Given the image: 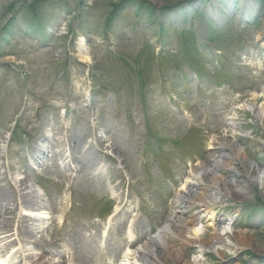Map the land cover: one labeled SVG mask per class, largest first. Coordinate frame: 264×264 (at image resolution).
Returning a JSON list of instances; mask_svg holds the SVG:
<instances>
[{
    "label": "rangeland",
    "instance_id": "1",
    "mask_svg": "<svg viewBox=\"0 0 264 264\" xmlns=\"http://www.w3.org/2000/svg\"><path fill=\"white\" fill-rule=\"evenodd\" d=\"M263 108L264 0H0V264H119L126 247L159 264H264ZM212 154L228 156L213 167L222 196L194 222L202 240L231 227L235 254L173 236ZM35 204L44 219L23 215Z\"/></svg>",
    "mask_w": 264,
    "mask_h": 264
},
{
    "label": "bare ground",
    "instance_id": "2",
    "mask_svg": "<svg viewBox=\"0 0 264 264\" xmlns=\"http://www.w3.org/2000/svg\"><path fill=\"white\" fill-rule=\"evenodd\" d=\"M79 58H81V62H84V63H87V62H90V59L88 57V54L86 52H83V51H80L79 53ZM252 97L254 98V95H252ZM264 114V108L262 109V111H260L259 115L263 116ZM227 143V142H226ZM226 147L228 149H231V150H234V149H237L233 143H227L226 144ZM225 157H228L226 154H222L221 156H216L215 154H212V158L211 159V162H212V166H206L204 165L203 163H201L199 165V168L196 170V169H193L191 170V174H192V178L194 180V182H190V184H187V186L185 187V190H186V193H188V195H190V200L188 199L187 202H189V206H187V209L182 211V213H184L187 217H191L192 220H189V221H186V219H182L181 217L176 219L175 221V225L176 227L178 228V231L176 232H173V236H175V238H182L183 237V234L184 233H181L182 230H184L186 228L187 232L185 234H188V236L185 237L184 239V244L186 245H192V244H198L197 246L199 247V250L201 251V253H204L206 250H208L209 252H212V253H216L218 252L219 249H225L226 251L228 250V252L230 254H235L238 250H237V245L236 244H232V242L229 241V239L227 238L228 234H230L232 232V229L231 227L228 228H218L216 229L213 233H212V239L211 240H202L200 236H202V234H205L206 232V229H205V226H198V224H196L194 221H195V216L197 215L196 212H200V206L203 207H214L218 204V201L219 199L221 198L222 194L221 192L218 191V185L220 182H223L221 179V177L217 176L216 173H214L213 171V167H223L224 165V161H223V158ZM237 157V156H236ZM235 158V156H234ZM228 166H225L224 169H229V167L227 168ZM200 176V178H199ZM202 176H205V177H210L207 181L204 180L205 182V185L203 184V179H202ZM202 179V180H201ZM257 181L261 184L264 182V175L259 173L258 176H257ZM14 182L17 183L18 180H20L18 178V176H15L13 178ZM196 180V181H195ZM201 180V181H200ZM202 182V183H200ZM198 183H200L201 185H203L204 187L203 188H206V189H209V191L212 193V190L213 189H216V193H210L207 194V193H196L195 189H194V186L193 185H198ZM199 184V185H200ZM30 187H32L31 185H29ZM202 188V190H203ZM32 189V188H31ZM37 191H38V194L44 196L42 193H41V190H39L38 188H35ZM231 190V192H245L242 188L238 189L237 187H234V186H231L229 191ZM225 195V194H224ZM223 195V196H224ZM184 199V198H182ZM35 207V208H34ZM28 211V212H27ZM45 215V211L42 209H40L36 204L33 205V207H28V210L25 209L23 211V215L25 216H34V217H38V218H42L44 219V215ZM174 217L176 216L175 213L173 214ZM47 216V214H46ZM172 216V218L170 219L171 221L173 220L174 218ZM38 220V219H37ZM35 226V225H34ZM37 228L35 229V232H38L36 235L34 234L33 238L34 239H40L38 237V234L39 233H43L42 230L40 229V227H38V225H36ZM35 226V227H36ZM210 226V225H209ZM182 229V230H179ZM163 231H167L169 233L170 230H169V227L168 226H165V229ZM159 234V233H158ZM156 235L155 238L159 241L160 243V246L163 247L165 246L167 249H169L170 251H173V249L169 246L166 245V241L168 239V241L170 240H173L174 237H171V238H165L164 236H160V235ZM171 236V235H170ZM190 236H193L194 238L190 237ZM31 238V239H33ZM36 242L38 240H35ZM30 242H34V241H30ZM34 242V243H36ZM42 242H47L46 240L45 241H42ZM38 243L40 244L39 246L42 245V243L40 242H37L36 244L38 245ZM168 244V243H167ZM12 252V251H11ZM174 252V251H173ZM14 255V260H16V255H15V252L12 253ZM149 257H154V254L153 253H150L149 249H147L146 247H142L140 249H138L137 251L135 250H129V249H126V251H124L122 254H121V258H120V264H159V263H156V260H154L153 262L151 261V259H149ZM59 260V259H58ZM52 260H48V258L46 259H42V262L41 263H36V264H72L70 263L68 260L67 262L66 261H53L51 262ZM16 264V263H14ZM184 264H187V262H185Z\"/></svg>",
    "mask_w": 264,
    "mask_h": 264
},
{
    "label": "trees",
    "instance_id": "3",
    "mask_svg": "<svg viewBox=\"0 0 264 264\" xmlns=\"http://www.w3.org/2000/svg\"><path fill=\"white\" fill-rule=\"evenodd\" d=\"M126 0H120V4L125 2ZM34 3H36L34 1ZM118 6H114V8H112V10H115L117 9ZM34 11V10H33ZM117 12H109V14L107 15L108 16V19H107V26H108V22L111 23L113 20H114V17L116 16Z\"/></svg>",
    "mask_w": 264,
    "mask_h": 264
}]
</instances>
